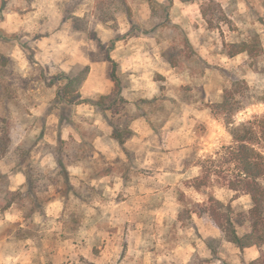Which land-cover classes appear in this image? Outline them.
Listing matches in <instances>:
<instances>
[{"label":"rangeland","instance_id":"374dc122","mask_svg":"<svg viewBox=\"0 0 264 264\" xmlns=\"http://www.w3.org/2000/svg\"><path fill=\"white\" fill-rule=\"evenodd\" d=\"M127 1L131 17L121 12L105 25L96 0H86L74 12L87 19L90 32L78 33L64 16L71 0H0V117L18 126L14 145L32 149L44 207L27 220L21 206L0 208V264L253 262L205 211L209 193L235 213L251 208L250 197L221 185L198 192L192 182L200 161L233 146L213 114L225 90L240 81L255 96L236 124L264 116L258 101L264 97V0ZM255 41L257 57H228L232 45ZM118 42L142 59L149 54L170 64V57L173 71L151 68L141 90L133 91L129 74L111 57ZM109 57L128 101L122 122L134 132L124 146L112 138L110 114L96 105L104 94L85 95V82L69 116L72 127L60 129L58 115L49 113L63 73L104 62L110 78ZM15 161H0V175L11 191L24 190L26 177L12 171ZM24 205L29 208V199Z\"/></svg>","mask_w":264,"mask_h":264},{"label":"trees","instance_id":"16d2710c","mask_svg":"<svg viewBox=\"0 0 264 264\" xmlns=\"http://www.w3.org/2000/svg\"><path fill=\"white\" fill-rule=\"evenodd\" d=\"M85 2L86 0H71V4L66 7L64 16L71 21L74 32H90L87 19L76 16L74 12ZM209 2L211 4L213 0ZM96 12L99 21L105 25L111 22L116 23L117 14L121 12L131 17L127 0H96ZM202 14L206 19L209 13L202 8ZM206 21L210 24V21L207 19ZM2 34L3 31L0 29V38ZM259 44V41L234 44L232 51L227 55L232 58L246 53L251 58H255L258 56ZM166 59L172 66H175V62L170 57L166 56ZM108 61L114 67L110 75L114 88L110 94L102 95L96 105L104 107L105 112L110 114L106 118L113 130L112 138L120 146H124L127 140L134 136V132L129 125L122 122V108L128 101L123 95V79L118 73L119 66L110 57ZM89 71L90 68L87 66H77L71 72L63 73L59 79V82L64 83L58 87L54 107L49 113L58 115L60 129L74 125L69 116L72 106L79 104V89L85 82ZM243 85L244 83L235 81L231 89L225 90L221 101L215 104L213 109L214 118L220 120L226 127L232 137L233 146L222 147L215 156H208L200 161L198 166L201 174L193 179L192 187L198 192H206L215 185H221L235 194L242 192L250 197L251 208L246 212L235 213L230 204H224L213 193H209L205 211L216 227L222 231L227 242L240 250L256 247L260 251L259 258L251 264H264V116L254 121L236 124L234 117L243 109L255 104V96L248 92V88L243 91L241 89ZM48 86L52 87L54 83H49ZM258 101L264 102V97L258 98ZM17 129L18 126L13 120L0 117V161L14 156L16 161L12 171L23 173L26 177L24 190L11 191L7 188L5 177L0 175V186L3 188L0 208L2 211H7L15 205L21 206L27 220L34 218L35 213L42 215L44 207L36 193L38 188L33 173L32 149L25 148L24 144L17 147L14 145ZM36 145L35 143L34 146ZM63 175L68 180L66 170L63 171ZM25 199H29L31 203L27 209L24 205ZM241 229H244L243 234H240Z\"/></svg>","mask_w":264,"mask_h":264},{"label":"crops","instance_id":"0c3cea01","mask_svg":"<svg viewBox=\"0 0 264 264\" xmlns=\"http://www.w3.org/2000/svg\"><path fill=\"white\" fill-rule=\"evenodd\" d=\"M121 45L123 48H125V51H121ZM128 45H123L118 42L116 45L117 47L113 52L114 54H112L111 57L114 61L121 65V68L124 72L129 74L132 80L131 82H133L134 85L133 91L135 90L139 92L141 90L142 86L140 83H146V81L149 79L151 68L161 73L164 72V74H169L171 72L170 69L173 71L172 66L166 63L162 58H158L156 56L155 58L158 59L157 61L149 54H144V59H142L140 56L136 57V54L134 53H129L126 51ZM140 61L142 64L139 63ZM84 64L85 66L90 65V71L84 83V94H110L114 88V83L110 80V78H107L106 68L108 65L104 62H102L100 65L92 64L91 62H84ZM142 67H144L146 70H141ZM99 76L102 77L100 81L98 78ZM247 254H250L252 256V260L255 261L259 258L258 256L260 253L256 247H252L248 249Z\"/></svg>","mask_w":264,"mask_h":264}]
</instances>
